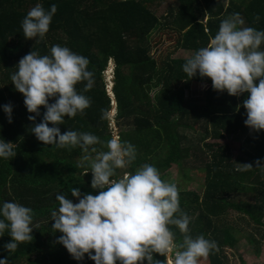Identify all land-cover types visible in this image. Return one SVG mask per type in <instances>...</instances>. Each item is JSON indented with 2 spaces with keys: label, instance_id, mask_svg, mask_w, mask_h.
<instances>
[{
  "label": "trees",
  "instance_id": "trees-1",
  "mask_svg": "<svg viewBox=\"0 0 264 264\" xmlns=\"http://www.w3.org/2000/svg\"><path fill=\"white\" fill-rule=\"evenodd\" d=\"M36 2L0 0V105L12 106L11 123L0 109V138L15 144L16 152L9 160L0 159V200L30 207L35 227L32 240L19 242L10 253L3 245L11 237L6 231L0 235V257H6L9 264H94L87 254L81 261L73 259L57 242L61 233L51 229L50 211L58 204L57 193L69 195L75 202L72 187L93 195L98 191L89 185L91 172H85L81 150L38 141L31 133L33 121L27 119L34 114L26 111L22 94L9 79L26 53L47 54L53 44L87 57L86 67L94 78L92 88L83 92L90 98L89 106L71 118L65 116L57 125L61 133L69 128L93 133L103 141L112 137V124L101 119V109L113 108L104 77L109 60H113L111 91L118 137L136 150L135 160L117 169L116 178L144 163L154 165L159 174L175 165L180 173L187 171L182 177L186 180L191 179V170L200 172L204 176L202 192L177 189L179 209L190 217L189 235H203L217 243L216 250L207 255L209 264H229L225 251L236 248L244 231L228 217L236 215L246 222L251 228L250 242L264 241V172L255 168L256 161L264 157V130L255 132L243 123L246 113L241 101L247 93L233 96L213 90L210 78L199 75L188 79L181 67L186 58L173 56L179 49L193 52L205 46L220 20L234 12L243 20L241 26L264 30V0H177V5L169 6L164 21L145 0H40L45 9L55 3L56 12L43 37L28 39L22 34L20 21ZM159 30L177 33L173 51L152 54V35ZM83 83L75 85L78 92ZM193 83L205 85L199 103L185 97L186 92L191 95ZM39 110L35 123H39L44 107L39 106ZM240 135L245 139L234 158L231 142ZM95 147L105 150L100 144ZM244 163L253 168L239 171ZM242 195L247 200L242 201ZM169 227L179 240L182 234ZM260 253L259 247L253 250L257 256ZM153 256L164 260L160 254Z\"/></svg>",
  "mask_w": 264,
  "mask_h": 264
},
{
  "label": "clouds",
  "instance_id": "clouds-1",
  "mask_svg": "<svg viewBox=\"0 0 264 264\" xmlns=\"http://www.w3.org/2000/svg\"><path fill=\"white\" fill-rule=\"evenodd\" d=\"M56 12V4L45 9L40 0L27 10L20 21L25 38L43 37ZM239 13L220 20L208 43L194 50L182 64L189 78H210L211 87L228 95L247 93L241 101L246 113L243 120L250 130H264V30L243 25ZM88 59L67 46L53 44L47 54L29 51L15 65L9 79L23 96V104L33 121L31 133L45 145L71 149L79 147L81 162L91 172L89 185L96 194L81 193L72 187L70 194L55 195L58 202L50 211L51 229L59 231L56 239L77 261L88 259L94 264H198V260L215 251V240L203 235H189L190 217L180 211L176 184L159 178L157 168L144 163L133 172L116 178V170L124 169L136 158L135 146L113 136L106 141L89 132L67 129L61 133L57 125L64 117L82 113L90 104L83 94L92 88V71ZM83 81L82 91L75 85ZM54 100L49 103V99ZM39 106L44 111L39 123ZM11 123V104L0 105ZM111 110L101 109V119L110 120ZM49 123L52 126H49ZM100 144L105 150H97ZM11 141L0 138V159H10L16 152ZM264 157L255 168L264 172ZM239 171L252 169L241 164ZM174 226L182 234L177 240ZM32 209L11 200H0V235L5 231L11 239L3 248L14 252L19 242L32 240ZM153 253L164 260L155 259ZM0 264H9L0 257Z\"/></svg>",
  "mask_w": 264,
  "mask_h": 264
},
{
  "label": "rangeland",
  "instance_id": "rangeland-1",
  "mask_svg": "<svg viewBox=\"0 0 264 264\" xmlns=\"http://www.w3.org/2000/svg\"><path fill=\"white\" fill-rule=\"evenodd\" d=\"M146 5L153 10V12L158 16L162 21H164L163 16L167 14L169 6L177 5V0H145ZM176 37L177 33L174 30H159V33H155L152 35L151 39V45L152 47V54L160 53V52H166V51H173L175 48L176 43ZM192 52L185 51L182 49L174 51L173 56L174 57H181V58H187L191 55ZM114 68L115 64L113 63V60H109V63L107 65L106 70L104 71V77L105 81L107 83L106 89H108L109 94L111 96V90L113 86V79H114ZM111 89V90H110ZM205 89L204 84L200 83H193L191 85V95L188 96V92H186L185 97L187 101L191 103H199V95L200 91ZM110 124H112L111 127V136L118 137V128L115 125L116 124V110L114 107L111 109V118L109 120ZM117 128V132H116ZM188 135H191V131H187ZM245 139V135H240L239 139L233 140L231 142L232 147L234 148L232 151V155L234 158L239 156L238 149L242 145V141ZM209 142H215L220 141L221 143H226L225 140H213L208 139ZM189 168V165L187 166ZM187 172L186 170L181 171V173L177 170L175 165H170L168 167V170H166L164 173L159 174V178L163 181L174 183L176 184L177 188L179 189H187V190H194L198 191L199 193L203 191V184H204V176L201 175L200 172H197V170L193 169L191 170L188 175L191 178L190 180H186L183 177L184 173ZM242 201L247 200L245 195H242L241 198ZM250 200V199H249ZM231 216L228 217L229 221L233 220L239 225V229H241L243 232H241V237L238 240V243L236 244V248L234 250H226V256L228 258L229 264H264V241H261L258 243L254 239L250 242V236L251 228L247 227L246 222H244L241 218L237 219V217ZM256 238V237H254ZM259 247L260 254L257 256L256 254H253V250ZM198 264H209L208 258L203 257L198 260Z\"/></svg>",
  "mask_w": 264,
  "mask_h": 264
},
{
  "label": "water",
  "instance_id": "water-1",
  "mask_svg": "<svg viewBox=\"0 0 264 264\" xmlns=\"http://www.w3.org/2000/svg\"><path fill=\"white\" fill-rule=\"evenodd\" d=\"M108 93H109V92H108ZM111 97H112V99H113V101H112V106H113L114 109L116 110V103H115V100H114V97H113L112 92H111Z\"/></svg>",
  "mask_w": 264,
  "mask_h": 264
},
{
  "label": "built area",
  "instance_id": "built-area-1",
  "mask_svg": "<svg viewBox=\"0 0 264 264\" xmlns=\"http://www.w3.org/2000/svg\"><path fill=\"white\" fill-rule=\"evenodd\" d=\"M108 90V89H107ZM111 90V89H110ZM109 92V91H108Z\"/></svg>",
  "mask_w": 264,
  "mask_h": 264
}]
</instances>
